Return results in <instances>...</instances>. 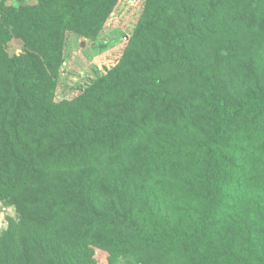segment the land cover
<instances>
[{
    "label": "trees",
    "instance_id": "16d2710c",
    "mask_svg": "<svg viewBox=\"0 0 264 264\" xmlns=\"http://www.w3.org/2000/svg\"><path fill=\"white\" fill-rule=\"evenodd\" d=\"M118 2L0 0V264H69L64 241L264 264V0H147L119 63L57 100L71 35Z\"/></svg>",
    "mask_w": 264,
    "mask_h": 264
},
{
    "label": "rangeland",
    "instance_id": "374dc122",
    "mask_svg": "<svg viewBox=\"0 0 264 264\" xmlns=\"http://www.w3.org/2000/svg\"><path fill=\"white\" fill-rule=\"evenodd\" d=\"M7 1L18 3L20 0ZM27 1L31 4L37 2ZM146 1L119 0L102 31L94 39L71 35L66 49V61L60 72L57 100L76 97L99 76L105 75L119 63L129 49L130 39L143 18ZM10 217H19L15 206L9 200L1 201L0 232L8 227ZM60 247L69 264H139L138 257L144 258L134 254L114 257L91 246L88 247V255H84L79 251L80 246L71 241L62 242Z\"/></svg>",
    "mask_w": 264,
    "mask_h": 264
}]
</instances>
